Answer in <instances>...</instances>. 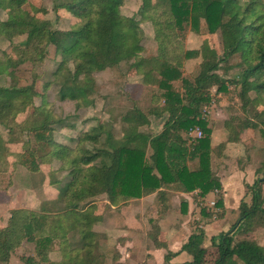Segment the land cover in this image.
Wrapping results in <instances>:
<instances>
[{
    "label": "trees",
    "instance_id": "obj_1",
    "mask_svg": "<svg viewBox=\"0 0 264 264\" xmlns=\"http://www.w3.org/2000/svg\"><path fill=\"white\" fill-rule=\"evenodd\" d=\"M139 1L137 12L129 15L125 10L130 0H58L57 13L68 9L78 18L69 30H60L47 18L37 20L39 8L30 0H0V42L9 43L7 49L0 46V127L7 132L6 137L0 134V166L13 172L20 165L34 173L41 164H49L50 184L65 202L55 215L12 211L0 228V264H10L25 241L35 245L40 259L58 242L61 260L46 264H97L99 235L94 226L102 217L95 215L94 201L101 196H107L108 209H117L153 195L165 202L169 191L197 192L202 199L218 191L217 207H223L222 181L212 169L213 131L204 116L214 88L227 95L233 85L241 103L240 116L231 115L224 122L228 136L218 146L220 155L226 144L241 143L248 132L260 131L264 137V0H169L168 9L153 0ZM143 23L154 29L152 57L138 52L145 38ZM188 29L196 34L220 33L223 48L212 62L200 65L193 79L185 77L184 65L199 57L200 50H185ZM17 39L22 40L15 43ZM50 55L57 67L52 80L39 89L43 81L39 67ZM235 58L239 61L232 64ZM123 66L128 77L137 71L146 92H152L156 106L150 115L164 119L162 130L158 134L142 130L150 124V115L134 107L121 119L119 138L112 124L99 122L72 139L74 146L59 143L55 132L75 126L54 112L48 100L50 87L57 85L60 100L74 102L77 110L88 108L97 95L95 75ZM230 70L238 72L231 80L221 74ZM1 77L14 84L3 86ZM194 127H200L203 136L191 141L188 133ZM9 145H19V151L8 150ZM58 173L66 174L65 182ZM263 185L264 178L246 185L251 203L243 202L237 222L212 239L219 251L214 264H264V247L247 238L255 228H264ZM167 210L162 205L150 220L148 237L157 249H168L167 242L159 240L158 223ZM188 212L189 204L183 200L180 213ZM201 213L205 221V211ZM203 218L192 226L179 252L167 251L165 263L185 253L189 260L184 264H208L203 243L210 221ZM112 252V264H129L120 262L117 248ZM26 263L34 264L33 258Z\"/></svg>",
    "mask_w": 264,
    "mask_h": 264
},
{
    "label": "rangeland",
    "instance_id": "obj_2",
    "mask_svg": "<svg viewBox=\"0 0 264 264\" xmlns=\"http://www.w3.org/2000/svg\"><path fill=\"white\" fill-rule=\"evenodd\" d=\"M61 1V0H59ZM58 0H30V3L39 8V13L35 15L36 19L42 21L47 18L51 21L56 29L69 30L72 23L78 18L70 10L60 9L57 13L55 5ZM154 4L162 9H168L169 0H153ZM141 2L139 0H130L129 8L125 10L127 14H135L139 9ZM29 6H27L28 8ZM60 15V17H58ZM5 19V16H3ZM142 28L145 32L143 46L138 49L143 56L152 57L156 54V43L154 41V29L150 23H143ZM184 48L185 50H200L199 57L186 61L184 65V75L188 79H193L199 71L200 65H205L214 60V56H219L223 52L220 33L213 35L196 34L190 29L185 31ZM22 39L15 40V43ZM2 49H7L9 43L1 41ZM60 59L58 58V61ZM239 58L231 61L235 64ZM156 67H157V63ZM57 67V61L50 57L39 67V73L42 80L38 84L39 89L44 83L52 80V73ZM126 66L121 70H107L95 75L96 91L95 104L88 108L80 110L76 109V104L70 101H61L59 97V87L52 85L48 91V100L53 106L54 112L62 119H66L75 126V129H58L55 132V139L62 144L74 146L72 139L77 138L79 134L91 130L97 126L99 122L102 124H112V129L116 138L120 137V133L124 127L122 117L134 107L142 108L148 115L154 110L156 103L152 102L151 91L144 89L141 77H137V71L131 72V77L125 75ZM237 70H230L228 75L221 71L226 78L233 79L237 75ZM3 86H11L14 84L11 80L2 78ZM180 83L175 84V88L180 90ZM227 95H219L214 88L212 90L211 105L204 111V116L208 119L209 126L212 128V142L216 148L212 154V169L214 173L221 178L223 185V207H217L218 195H210L207 199H202L197 192L190 194L191 201L194 205L190 223L196 225L198 221H202L204 217L201 213L205 211V221H210L208 227V237L204 240V247L208 249L207 262L214 264L219 256L218 247L213 244V235L219 236L224 232H228L237 222L240 216V205L243 202L251 203V194L246 189V185H253L258 178H264V137L260 131L248 132L243 136V141L239 144H226L222 149L221 155L218 153V146L226 142L228 133L225 130L224 122L230 116H240L241 103L238 98V88L229 85ZM221 96V97H220ZM39 105L40 101L36 100ZM150 124L142 130L149 134H158L164 124V119H155L150 115ZM0 134L6 137L7 132L0 127ZM8 150L17 153L19 145H9ZM195 163H191L193 168ZM10 168L11 165H9ZM54 168H58L55 163ZM41 170L38 172H30L23 166H18L15 171H4L0 166V228L6 225L11 212L14 210H29L37 213H48L51 215L59 214L65 208V202L60 198V192L57 188L50 184L49 172L50 165L41 164ZM259 170V171H258ZM57 177L65 182L66 174L58 173ZM165 202L161 201L160 196L153 195L149 201L147 221L154 220L158 215L159 207L166 205L171 211L180 212V205L183 197H179L174 191H169ZM264 196V185H263ZM165 203V204H164ZM214 203V204H213ZM95 215L102 217L101 222L94 226V231L98 232V246L95 249L97 264H112L113 246L117 242V235L123 233L127 219L130 217V206H124L119 210L108 209L109 202L107 196H101L94 201ZM152 205V207H151ZM84 205H82L83 207ZM204 218H203V222ZM164 225V224H163ZM121 227V229H119ZM150 228V224L148 225ZM113 237V238H112ZM254 240L264 247V228H255L247 237ZM113 239V240H112ZM167 251V250H166ZM177 255L173 259L175 262L169 261L164 264H182V260ZM179 257V258H178ZM33 258L34 264H46L48 260L58 262L62 258L60 246L56 241L51 252L42 256H37L34 244L25 241L23 245L17 249L11 256L10 264H27L26 259ZM165 261V259H164ZM174 261V260H173Z\"/></svg>",
    "mask_w": 264,
    "mask_h": 264
},
{
    "label": "crops",
    "instance_id": "obj_3",
    "mask_svg": "<svg viewBox=\"0 0 264 264\" xmlns=\"http://www.w3.org/2000/svg\"><path fill=\"white\" fill-rule=\"evenodd\" d=\"M179 195L189 204L188 214L185 216L180 212L171 211V209L168 208L166 216L158 221L161 228L159 240L167 242V251L173 253L180 251L182 246L188 241L193 230L190 223V214L194 207L193 203L190 202L191 197L190 195L185 194ZM151 197L152 196L138 201H132L127 205L130 206V213L128 214L130 217L127 219L128 222L125 224V228L123 229L124 232L121 233L120 236L117 235L118 238L115 239L117 242L113 245L117 247L121 254L120 262L126 261L129 264H164L165 262L164 257L167 251L165 249H157L154 247L148 237L150 230L148 225L150 224V219L148 221L146 219L148 213L147 201H149ZM120 208L114 210L117 211ZM210 225L211 224H208L204 227L207 237L209 233L208 227ZM119 229H121V227ZM215 236L216 234L213 235V237ZM179 257L183 259L181 262L182 264L189 260V257L185 253H181ZM175 259L171 262L177 261Z\"/></svg>",
    "mask_w": 264,
    "mask_h": 264
},
{
    "label": "built area",
    "instance_id": "obj_4",
    "mask_svg": "<svg viewBox=\"0 0 264 264\" xmlns=\"http://www.w3.org/2000/svg\"><path fill=\"white\" fill-rule=\"evenodd\" d=\"M202 136H203V132L200 127H194L188 133V137L191 141H196L198 139H201ZM217 193L218 191L215 192L216 195H218Z\"/></svg>",
    "mask_w": 264,
    "mask_h": 264
}]
</instances>
